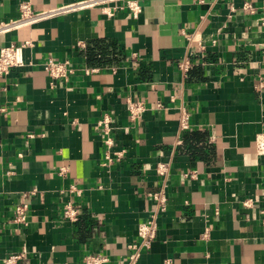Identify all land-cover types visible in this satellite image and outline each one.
<instances>
[{
    "label": "crops",
    "instance_id": "obj_1",
    "mask_svg": "<svg viewBox=\"0 0 264 264\" xmlns=\"http://www.w3.org/2000/svg\"><path fill=\"white\" fill-rule=\"evenodd\" d=\"M21 1L74 0H0V21ZM140 3L135 19L92 7L0 34V48L30 41L24 64L0 75V261L83 264L103 253L124 264L163 191L156 236L135 264H264V0ZM50 57L72 73L51 78ZM127 98L145 105L133 120ZM69 201L73 221L62 215ZM22 204L26 221H15Z\"/></svg>",
    "mask_w": 264,
    "mask_h": 264
},
{
    "label": "built area",
    "instance_id": "obj_2",
    "mask_svg": "<svg viewBox=\"0 0 264 264\" xmlns=\"http://www.w3.org/2000/svg\"><path fill=\"white\" fill-rule=\"evenodd\" d=\"M141 0H74L59 5L51 6L45 9H36L29 1H21L18 6L19 14L15 18L0 21V34L14 29H18L23 26L33 25L43 19L54 17L57 15L65 14L71 11L82 10L92 7H97L101 14L107 18L114 16L117 9H127L131 18H138L142 12ZM243 9L246 11H252L253 8L249 3H244ZM189 40H194L193 37H189ZM30 41H24L23 43L15 44L10 43L0 48V75H6L10 68L22 66L23 61V48L28 45ZM44 70L53 79H64L68 77L73 71V66L67 59L55 60L48 58L44 62ZM179 69L182 72H187L190 67L189 58L178 63ZM128 115L131 120L140 116L145 111V105L142 101L127 98L125 101ZM181 126L186 127L187 114L182 113ZM99 124L102 126L103 133L105 135L104 143L107 147L105 152L106 163H111L112 155L110 153V147L113 145L110 132L112 127L110 120L107 116L103 117ZM256 152L258 155H264V133H261L256 140ZM116 156H119V152H114ZM65 169L61 167L59 172L62 173ZM156 171L159 175L163 176L167 173V166L164 163H157ZM71 190L78 191L74 185L70 186ZM155 209L151 214V217L146 222H141L137 225V235L139 242L130 245L131 251L128 253L124 264H135L139 255L141 247H149L151 241L156 236L157 223L156 218L165 210L166 197L163 191L152 194ZM26 205H18L16 207L15 221H26ZM78 209L75 208L72 202H67L63 205L62 215L68 220H76L78 217ZM20 254L12 253L6 256L0 261V264H19ZM108 261V256L103 253H88L83 259V264H104Z\"/></svg>",
    "mask_w": 264,
    "mask_h": 264
}]
</instances>
